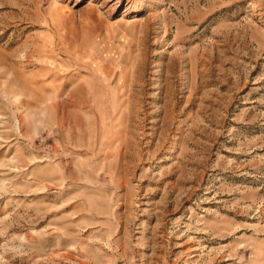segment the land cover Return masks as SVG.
Instances as JSON below:
<instances>
[{
	"label": "rangeland",
	"instance_id": "1",
	"mask_svg": "<svg viewBox=\"0 0 264 264\" xmlns=\"http://www.w3.org/2000/svg\"><path fill=\"white\" fill-rule=\"evenodd\" d=\"M0 264H264V0H0Z\"/></svg>",
	"mask_w": 264,
	"mask_h": 264
}]
</instances>
